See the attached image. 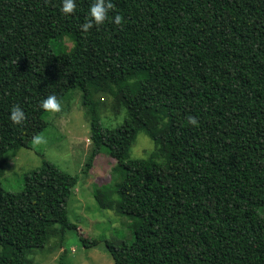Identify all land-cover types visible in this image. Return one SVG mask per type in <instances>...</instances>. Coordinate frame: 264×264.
<instances>
[{
	"label": "trees",
	"instance_id": "16d2710c",
	"mask_svg": "<svg viewBox=\"0 0 264 264\" xmlns=\"http://www.w3.org/2000/svg\"><path fill=\"white\" fill-rule=\"evenodd\" d=\"M75 3L64 15L61 0H0V264H33L35 250L76 228L78 176L45 161L20 193L1 181L10 155L30 147L31 123L46 120L41 102L75 90L91 127L83 174L99 155L116 161L93 195L134 235L107 243L114 264H264V0H111L88 32L93 0ZM99 94L118 98L122 125H103ZM16 105L22 125L9 119ZM141 132L155 152L133 159Z\"/></svg>",
	"mask_w": 264,
	"mask_h": 264
},
{
	"label": "rangeland",
	"instance_id": "374dc122",
	"mask_svg": "<svg viewBox=\"0 0 264 264\" xmlns=\"http://www.w3.org/2000/svg\"><path fill=\"white\" fill-rule=\"evenodd\" d=\"M68 42L69 46L72 44ZM94 101L99 106L102 123L108 128H117L126 118L117 97L99 94ZM60 112H49L46 120L35 119L30 126L25 142L29 148H21L11 154L5 174L1 179L3 188L12 193L24 189L26 173L42 167L45 161L60 170L79 177L76 189L68 203L69 220L76 228L62 238L52 236L43 249L35 250L30 258L33 264H114L107 251V243L119 246L131 244L134 235L129 220L116 210L101 209L94 198V186L111 182L116 161L107 154L99 155L93 169L84 175L87 156L92 149L90 121L80 91L70 92L60 103ZM125 110V109H124ZM42 136L36 143L34 136ZM155 152V144L141 132L130 151L133 159H147ZM121 193L124 196L125 212L135 213L133 185L127 184Z\"/></svg>",
	"mask_w": 264,
	"mask_h": 264
},
{
	"label": "clouds",
	"instance_id": "9594fccd",
	"mask_svg": "<svg viewBox=\"0 0 264 264\" xmlns=\"http://www.w3.org/2000/svg\"><path fill=\"white\" fill-rule=\"evenodd\" d=\"M60 12L64 15L73 13L76 8L75 0H61ZM113 9V4L111 0H93V3L90 5L88 16L89 20L81 25V30L83 32H88L94 26L103 25L106 19L108 18L109 10ZM113 22L115 24L121 23V17L116 15ZM40 108L47 112H60L61 104L58 102L55 95L47 96L40 104ZM25 113L19 105L13 106L10 110L9 119L15 125H22L25 120ZM188 123L192 126H196L198 121L195 117L189 116ZM34 141L36 143H42V136H34Z\"/></svg>",
	"mask_w": 264,
	"mask_h": 264
}]
</instances>
